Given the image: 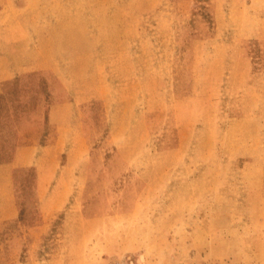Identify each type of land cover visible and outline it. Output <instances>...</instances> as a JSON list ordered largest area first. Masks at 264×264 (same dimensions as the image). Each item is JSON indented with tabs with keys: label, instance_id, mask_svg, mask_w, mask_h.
<instances>
[{
	"label": "rangeland",
	"instance_id": "rangeland-1",
	"mask_svg": "<svg viewBox=\"0 0 264 264\" xmlns=\"http://www.w3.org/2000/svg\"><path fill=\"white\" fill-rule=\"evenodd\" d=\"M37 2L83 40L56 70L84 132L45 221L15 171L0 264H264V0Z\"/></svg>",
	"mask_w": 264,
	"mask_h": 264
},
{
	"label": "crops",
	"instance_id": "crops-1",
	"mask_svg": "<svg viewBox=\"0 0 264 264\" xmlns=\"http://www.w3.org/2000/svg\"><path fill=\"white\" fill-rule=\"evenodd\" d=\"M6 2L4 6L0 1V225L19 215L14 186L19 169L34 167L36 171V208L41 222L64 206L66 195L57 186L49 188L68 165L60 162L61 145L67 142L63 130L69 123L79 122L80 132H84L79 106L83 100L73 96L74 88L65 84L56 70L60 58L80 53L81 36L79 41L70 36L69 30L62 28L64 23L48 16L51 12L39 2L34 6L26 0ZM73 46L79 49L69 51ZM77 76L83 79L81 74ZM74 85L78 86V81ZM80 85L77 91L83 94ZM44 87L50 93L48 99ZM2 255L0 242V259Z\"/></svg>",
	"mask_w": 264,
	"mask_h": 264
}]
</instances>
